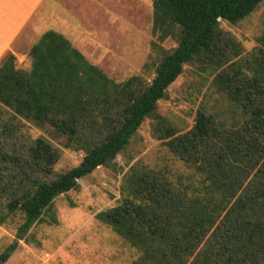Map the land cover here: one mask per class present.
Returning <instances> with one entry per match:
<instances>
[{
	"label": "trees",
	"instance_id": "obj_1",
	"mask_svg": "<svg viewBox=\"0 0 264 264\" xmlns=\"http://www.w3.org/2000/svg\"><path fill=\"white\" fill-rule=\"evenodd\" d=\"M152 1L153 35L159 43L176 38L178 46L163 54L150 84L139 76L116 82L55 31L32 47L31 71L19 70L13 54L2 63L0 105L85 157L49 181L59 160L53 143L41 138L24 157L12 129L4 127L14 145L11 152L0 150V226L18 213L24 223L0 264L44 222L58 197L99 168H115L149 118L160 122V140L199 179L177 185L157 171L133 170L122 203L97 219L140 251L136 264H186L192 258V264H264V49L253 62L233 63L242 46L220 28L222 21L239 24L264 0ZM196 60L219 72L218 90L241 115L235 128L217 127L199 111L194 128L179 135L158 115L160 101ZM234 65L238 70H231Z\"/></svg>",
	"mask_w": 264,
	"mask_h": 264
},
{
	"label": "rangeland",
	"instance_id": "obj_2",
	"mask_svg": "<svg viewBox=\"0 0 264 264\" xmlns=\"http://www.w3.org/2000/svg\"><path fill=\"white\" fill-rule=\"evenodd\" d=\"M138 27L137 35L128 40L124 38L123 45L110 55L100 56L103 58L98 63L91 59L93 64L118 83L139 76L150 84L163 54L178 46L176 38L163 43L157 41L153 35L151 9L148 13H139ZM220 28L242 46V55L239 58L232 57L233 63L240 59L253 62V54L264 49V3L239 24L231 25L222 21ZM33 39L34 35L26 31L19 41L21 46L17 48L22 55L16 61L19 70L32 69L33 60L29 53L39 41ZM154 42L157 47L153 46ZM231 70H238V65H234ZM244 71L252 74L247 68ZM218 74L211 64L201 60L185 66L183 75L159 103L158 115L168 121L164 125L179 135L186 134L194 128L198 112L203 111L215 119L217 127L233 129L238 126L240 112L218 90L215 84ZM5 126L16 135V145L24 157L41 138L53 143L59 152V160L49 181L76 168L84 160L83 152L66 149L63 139H52L45 130L16 117L11 110L1 105L0 150L11 152L14 145L13 138L3 133ZM158 127L160 122L157 119H146L130 146L117 157L115 168H99L81 180L77 190L58 197L53 209L44 216V222L30 230L27 241L20 243L19 250L6 264H136L142 256L140 251L132 248L109 226L99 221L97 216L122 203L123 188L133 170L157 171L177 185L197 182L199 179L194 170L175 157L165 146V141L160 140ZM23 223L24 217L18 213L11 216L6 225L0 226V256L16 240ZM193 260H188L186 264H192Z\"/></svg>",
	"mask_w": 264,
	"mask_h": 264
},
{
	"label": "crops",
	"instance_id": "obj_3",
	"mask_svg": "<svg viewBox=\"0 0 264 264\" xmlns=\"http://www.w3.org/2000/svg\"><path fill=\"white\" fill-rule=\"evenodd\" d=\"M149 9L154 13L152 0H0V67L11 54L20 59L17 47L26 31L33 41L55 31L98 63L137 35L139 13Z\"/></svg>",
	"mask_w": 264,
	"mask_h": 264
}]
</instances>
